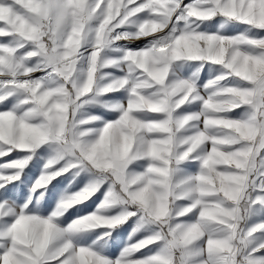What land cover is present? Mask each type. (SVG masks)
<instances>
[{
	"label": "snow or ice",
	"instance_id": "snow-or-ice-1",
	"mask_svg": "<svg viewBox=\"0 0 264 264\" xmlns=\"http://www.w3.org/2000/svg\"><path fill=\"white\" fill-rule=\"evenodd\" d=\"M262 214L264 0H0V264H264Z\"/></svg>",
	"mask_w": 264,
	"mask_h": 264
},
{
	"label": "rangeland",
	"instance_id": "rangeland-1",
	"mask_svg": "<svg viewBox=\"0 0 264 264\" xmlns=\"http://www.w3.org/2000/svg\"><path fill=\"white\" fill-rule=\"evenodd\" d=\"M119 43H126L125 41H120ZM143 41H134L133 43L129 44V47H136V46H142ZM187 71H190L188 69ZM88 111L91 112H99L102 110H98L95 108H89ZM19 155H25V153H20ZM49 153L44 152L41 153V156L39 158V163H36L37 158L34 157L33 161L29 163V165L24 169V175L21 177L22 179H26L29 182V186L32 182L35 181V179L40 175L41 170L43 168V164L46 161ZM17 156V153H12L8 157L4 159H15ZM9 171H15V170H9ZM71 178L70 173H65L61 177H57L54 179L51 184L48 185V191L45 194L46 201L42 202L41 209L44 215H47L48 212L51 211L52 207L55 206L56 201L59 199L61 193L64 191V189L68 185V180ZM14 183H18L14 182ZM83 182L78 181L77 183H74L71 188L68 189V191H75L77 188L82 187ZM103 195V192H97L95 196L91 198L89 201H85L83 204H78L74 208H70L65 215L61 218V223L64 225H67L71 220H73L76 216H83L85 213L91 212L95 207L96 204L100 202V199ZM257 219H264V214L254 217L252 222H255ZM133 226V220H129L126 224L121 225L117 230L113 231L112 235L117 237L115 244L113 247L118 252L121 247H123L124 242L127 240L128 233L132 230ZM101 230L97 229L96 234H98ZM141 234L137 233L136 239L139 238ZM90 239L95 238V234H89ZM111 244V242H110Z\"/></svg>",
	"mask_w": 264,
	"mask_h": 264
}]
</instances>
